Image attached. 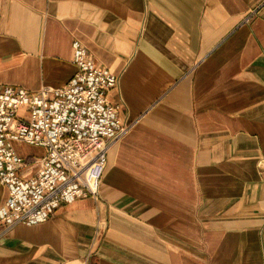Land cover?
<instances>
[{"label": "crops", "instance_id": "1", "mask_svg": "<svg viewBox=\"0 0 264 264\" xmlns=\"http://www.w3.org/2000/svg\"><path fill=\"white\" fill-rule=\"evenodd\" d=\"M75 40L128 129L96 198L0 221V264H264V0H0V84L63 85Z\"/></svg>", "mask_w": 264, "mask_h": 264}, {"label": "built area", "instance_id": "2", "mask_svg": "<svg viewBox=\"0 0 264 264\" xmlns=\"http://www.w3.org/2000/svg\"><path fill=\"white\" fill-rule=\"evenodd\" d=\"M73 49L77 69L59 87L0 84V187L8 191L0 221L8 227L40 223L63 203L96 198L107 152L128 129L120 105L109 99L117 76L79 41ZM11 140L41 146L44 154L26 160Z\"/></svg>", "mask_w": 264, "mask_h": 264}]
</instances>
